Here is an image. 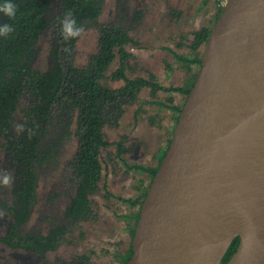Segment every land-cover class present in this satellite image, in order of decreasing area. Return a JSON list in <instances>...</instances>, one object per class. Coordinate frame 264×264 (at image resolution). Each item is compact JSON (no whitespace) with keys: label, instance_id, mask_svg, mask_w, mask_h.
Returning a JSON list of instances; mask_svg holds the SVG:
<instances>
[{"label":"trees","instance_id":"obj_1","mask_svg":"<svg viewBox=\"0 0 264 264\" xmlns=\"http://www.w3.org/2000/svg\"><path fill=\"white\" fill-rule=\"evenodd\" d=\"M132 1L120 0V10L130 14ZM226 1L203 0L204 6L212 4L216 8L215 13H208L205 23L195 28L187 41H181L178 48L171 50L173 62L189 76L179 86L163 84L154 74L148 78L128 77V64L133 59L128 48L136 45L132 34L143 17L141 10L133 11L132 25L113 21L100 24L105 0H12L18 9L16 17L9 19L0 14V25L8 23L14 28L7 38L0 37V155L6 154L14 177L10 199L0 197V210L11 219L0 242L12 250L46 257L60 248L76 226L96 221L92 204L100 190L108 201L117 198L108 186L109 178L118 171L117 164L125 174L132 171L145 174L150 182L154 179L174 131L161 145L151 165L128 164L124 156L128 154L125 147L129 138L122 135L113 141L108 132L119 129L126 109L136 105L139 113L144 110L139 105L176 112L173 120L177 124ZM2 3L4 0H0ZM67 13L83 26L84 32L89 29L97 32L95 52L83 65L75 61L82 35L67 41L61 36V24ZM50 28L52 35L57 30L47 43L50 46L43 65L42 38ZM166 66L174 70L170 64ZM174 94L184 98L181 106L175 105ZM147 95L155 100L148 102L142 98ZM17 125H23L25 130L18 133ZM72 138L76 150L69 166L74 194L62 218L47 233L28 232L25 226L37 205L40 174L56 162L63 145ZM139 182L145 183L142 178ZM149 187L150 184L138 186L134 201H124L131 212L120 217L130 224L129 243L121 264H127L133 254L132 240ZM134 208H138L137 212ZM239 242L237 237L222 264L229 262ZM81 260L82 264L87 261L84 257Z\"/></svg>","mask_w":264,"mask_h":264},{"label":"water","instance_id":"obj_2","mask_svg":"<svg viewBox=\"0 0 264 264\" xmlns=\"http://www.w3.org/2000/svg\"><path fill=\"white\" fill-rule=\"evenodd\" d=\"M263 60L264 0H227L141 207L127 264H222L237 237L227 264H264V223L234 180L243 161L264 152V103L224 127ZM222 188L243 206L246 222L211 236L209 207Z\"/></svg>","mask_w":264,"mask_h":264},{"label":"rangeland","instance_id":"obj_3","mask_svg":"<svg viewBox=\"0 0 264 264\" xmlns=\"http://www.w3.org/2000/svg\"><path fill=\"white\" fill-rule=\"evenodd\" d=\"M120 5H122L120 0H105L100 24L113 21L132 25L133 11H142L143 17L132 34L136 45L128 48L133 55L128 64V77L148 78L150 74H154L157 81L163 84L183 86L189 76L173 62L174 55L171 50L178 48L181 41H187L189 34L204 24L205 19L210 16L207 14H214L216 8L212 4L204 6L203 0H133L128 14L120 10ZM56 30L57 28L54 29V33ZM94 30L85 31L79 40L75 54L77 65L85 64L95 52L97 32ZM52 32L53 28H50L42 38L40 58L43 65L46 64L50 46H47V43L49 44L54 35ZM166 63L174 70L168 69ZM161 96L162 94L159 98ZM142 98L148 102L155 100L150 95ZM173 98L176 106L182 105L184 98L180 94H174ZM139 107L144 109L142 113L137 112L139 109L137 105L129 106L121 127L108 133L113 141L122 138V135L129 138L125 147L128 154L124 156L128 164L151 165L161 145L175 130L173 118L176 112L161 110L158 106ZM153 119L155 122H152ZM75 142L74 138L67 140L56 162L42 170L37 205L33 209L28 225L25 226L26 231L47 233L62 218L74 194L69 162L73 160L75 154ZM104 155H107L106 151ZM117 170L108 180V186L117 198H114L113 202L106 200L103 190L97 193L95 199L93 198L92 205L97 218L95 222L76 226L60 248L46 257L12 250L0 242V264H82L83 257L87 260L85 264H121V256H124L129 243L130 224L120 217L131 212L129 204H125L124 201L129 199L134 201L136 188L141 185L148 186L150 181L145 174L132 171L125 174L118 164ZM6 171L11 172L6 154L1 153L0 173ZM140 178L144 179V184L139 182ZM0 197L10 199L11 188L0 186ZM134 209L137 212L138 208ZM0 214L2 237L11 219L3 210H0Z\"/></svg>","mask_w":264,"mask_h":264},{"label":"bare ground","instance_id":"obj_4","mask_svg":"<svg viewBox=\"0 0 264 264\" xmlns=\"http://www.w3.org/2000/svg\"><path fill=\"white\" fill-rule=\"evenodd\" d=\"M263 103L264 60L258 71L246 81L242 90L232 101V107L224 127H229ZM250 159L252 163L247 169ZM250 159L243 161L246 169L236 172L234 180L242 193L250 200L258 218L264 223V152L253 154ZM209 208L207 232L211 236H221L233 232L246 222L243 206L225 188L216 194Z\"/></svg>","mask_w":264,"mask_h":264},{"label":"clouds","instance_id":"obj_5","mask_svg":"<svg viewBox=\"0 0 264 264\" xmlns=\"http://www.w3.org/2000/svg\"><path fill=\"white\" fill-rule=\"evenodd\" d=\"M17 5H15L12 0H4V3L0 4V14H3L9 19H13L17 14ZM14 28L8 23L0 25V37L7 38ZM84 28L82 25H79L77 20L72 16L71 13L65 15V19L61 24V36L67 41L71 39H76L82 35ZM25 129L23 125H17L16 131L23 132ZM31 135V132H30ZM14 183V177L10 171L0 173V186H3L6 189H10ZM2 215V214H0Z\"/></svg>","mask_w":264,"mask_h":264},{"label":"flooded vegetation","instance_id":"obj_6","mask_svg":"<svg viewBox=\"0 0 264 264\" xmlns=\"http://www.w3.org/2000/svg\"><path fill=\"white\" fill-rule=\"evenodd\" d=\"M152 182V181H151ZM151 182H150V185H151Z\"/></svg>","mask_w":264,"mask_h":264}]
</instances>
